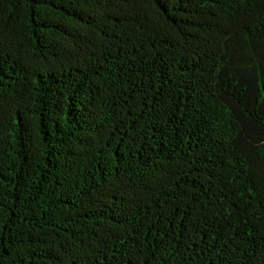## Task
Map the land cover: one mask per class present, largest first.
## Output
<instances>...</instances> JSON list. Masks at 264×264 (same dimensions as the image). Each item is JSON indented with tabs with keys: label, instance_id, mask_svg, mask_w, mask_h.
Instances as JSON below:
<instances>
[{
	"label": "trees",
	"instance_id": "16d2710c",
	"mask_svg": "<svg viewBox=\"0 0 264 264\" xmlns=\"http://www.w3.org/2000/svg\"><path fill=\"white\" fill-rule=\"evenodd\" d=\"M0 264H264V0H0Z\"/></svg>",
	"mask_w": 264,
	"mask_h": 264
}]
</instances>
